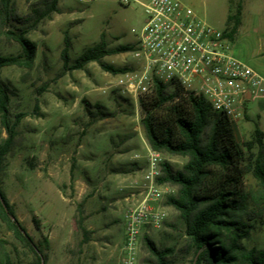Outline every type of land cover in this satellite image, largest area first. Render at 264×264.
<instances>
[{
	"label": "rangeland",
	"instance_id": "1",
	"mask_svg": "<svg viewBox=\"0 0 264 264\" xmlns=\"http://www.w3.org/2000/svg\"><path fill=\"white\" fill-rule=\"evenodd\" d=\"M40 1L15 0V8L26 16ZM149 1L95 0L86 4L60 0V13L35 28L7 25L9 30L26 29L38 46V55L32 70L16 66L1 70L11 98L9 119L12 123L17 116L22 119L14 149L0 174V188L33 237L43 258L41 264H128L125 213L139 205L142 197L134 202L128 198L134 192L132 186L143 185L148 171L149 155L144 148L148 141L139 101L121 94L116 85L119 74H110L95 62L83 70L66 71L61 54L66 33L71 43L69 66L99 43L103 34L109 48L135 46L145 26L144 4ZM179 1L211 27L225 30L228 0ZM243 2L242 25L231 40L232 54L264 78V0ZM20 51L17 43L1 39V55ZM104 62L127 70L135 67L131 51L108 56ZM256 123L264 131V99L258 97L244 104L243 117L235 124L241 143L251 139ZM7 136L0 123V143ZM131 139L141 146L127 149ZM163 158L174 170L187 163L179 156ZM248 182L254 183L251 176ZM161 187L164 197L152 205L167 216L159 228H141L132 264H147L143 262L145 236L157 247L177 248L178 255L169 264H191L193 253L185 252L184 224L179 212L167 203L176 188ZM136 192L140 194V190ZM80 220L91 232L87 242ZM249 231L243 244L249 249L262 248L264 225ZM0 241L6 242L14 264L36 263V256L2 222Z\"/></svg>",
	"mask_w": 264,
	"mask_h": 264
},
{
	"label": "trees",
	"instance_id": "2",
	"mask_svg": "<svg viewBox=\"0 0 264 264\" xmlns=\"http://www.w3.org/2000/svg\"><path fill=\"white\" fill-rule=\"evenodd\" d=\"M60 0H41L31 14L20 16L15 0H0V41L5 38L17 43L21 49L17 55L0 54V123L7 138L0 143V174L6 160L14 149L17 128L22 116L12 123L9 119L11 102L8 86L1 79V70L19 67L32 70L35 67L38 46L28 37L26 29L9 30L7 25L37 27L53 14H59ZM226 36L233 40L242 25L243 0H228ZM71 43L65 34L61 54L64 69L83 70L95 62L106 72L117 75L127 68H116L104 62L111 55L132 51L131 46L109 48L105 35L93 47L69 66ZM141 124L152 151L162 155L187 159L181 170H174L163 163V174L158 184L176 188L175 196L167 203L179 212L187 239L186 254L193 253L191 264H264V246L249 249L243 244L256 225H264V132L258 123L250 140H238L235 124L226 112L214 110L212 104L201 96L185 91L176 81L157 82L151 94L139 101ZM254 180L251 184L248 177ZM0 222L15 238L43 262L35 247L34 239L17 219L15 210L0 188ZM36 223L39 229V223ZM89 241L91 232L78 223ZM47 243V240L45 241ZM147 264H169L177 257L176 247H157L149 238L143 237ZM0 264H14L6 242L0 241Z\"/></svg>",
	"mask_w": 264,
	"mask_h": 264
},
{
	"label": "built area",
	"instance_id": "3",
	"mask_svg": "<svg viewBox=\"0 0 264 264\" xmlns=\"http://www.w3.org/2000/svg\"><path fill=\"white\" fill-rule=\"evenodd\" d=\"M80 1L90 4L95 0ZM144 10L145 26L131 51L135 67L117 78L122 95L140 101L153 92L157 82L176 81L188 93L207 99L214 110L226 112L234 124L243 117L246 102L264 99V78L233 56L232 41L224 30L211 27L179 0H150ZM163 163V155L151 150L143 199L126 210L128 264L137 252L141 228H159L167 216L152 205L164 197L157 182Z\"/></svg>",
	"mask_w": 264,
	"mask_h": 264
},
{
	"label": "crops",
	"instance_id": "4",
	"mask_svg": "<svg viewBox=\"0 0 264 264\" xmlns=\"http://www.w3.org/2000/svg\"><path fill=\"white\" fill-rule=\"evenodd\" d=\"M113 48H116V47H113ZM260 127V126H259ZM135 129H137L138 131H140V133L142 132V128H140V127H136ZM261 129V128H260ZM262 130V129H261ZM263 131V130H262ZM264 132V131H263ZM142 142V141H141ZM146 144H144V148L145 149H147V151H148V155H150V151H151V148H150V146H149V143H147V142H145ZM127 149H130V148H136V147H139V146H141V143L139 142V141H136L135 139L133 140V139H131L127 144ZM143 146V145H142ZM148 159H149V156H148ZM136 183H138L137 181H136ZM140 184L138 183V186L136 185V186H132L133 187V189H134V192H130L131 193V198H128V199H130L131 201H135L136 200V198H137V196L138 197H142L141 199H143V193H141L142 192V186H139ZM138 190H140V194H136L137 192L136 191H138ZM128 199H126V200H128ZM152 204H154V203H152Z\"/></svg>",
	"mask_w": 264,
	"mask_h": 264
},
{
	"label": "water",
	"instance_id": "5",
	"mask_svg": "<svg viewBox=\"0 0 264 264\" xmlns=\"http://www.w3.org/2000/svg\"><path fill=\"white\" fill-rule=\"evenodd\" d=\"M250 97V96H249Z\"/></svg>",
	"mask_w": 264,
	"mask_h": 264
}]
</instances>
